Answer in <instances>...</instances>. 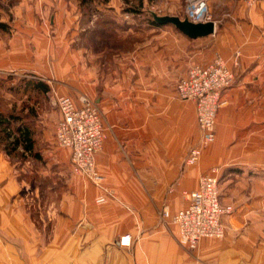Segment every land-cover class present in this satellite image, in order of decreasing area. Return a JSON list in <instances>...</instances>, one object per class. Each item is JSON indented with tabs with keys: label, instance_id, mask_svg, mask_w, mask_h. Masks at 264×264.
<instances>
[{
	"label": "crops",
	"instance_id": "0c3cea01",
	"mask_svg": "<svg viewBox=\"0 0 264 264\" xmlns=\"http://www.w3.org/2000/svg\"><path fill=\"white\" fill-rule=\"evenodd\" d=\"M229 2V10H208L214 32L207 36L190 38L170 23L141 24L132 49L117 56L120 71L107 76L101 96L89 84L108 127L96 168L114 194L98 205L96 186L72 184L59 213L47 218L53 226L43 245L30 215L6 210L2 193L10 187L12 165L0 145V250L2 240H14L9 247L26 254L28 264H264V207L258 200H222L234 207L224 217L223 238L201 239L193 252L180 244L172 222L186 203L182 192L197 188L201 173L214 163L206 151L196 165H183L195 108L177 98L178 78L191 64L219 54L241 80L225 91L227 101L240 89L264 91V0H228L227 7ZM8 43L6 50L0 41V73L32 70L31 51L17 56ZM77 87L85 92L82 83ZM219 125L217 137L224 135Z\"/></svg>",
	"mask_w": 264,
	"mask_h": 264
},
{
	"label": "rangeland",
	"instance_id": "374dc122",
	"mask_svg": "<svg viewBox=\"0 0 264 264\" xmlns=\"http://www.w3.org/2000/svg\"><path fill=\"white\" fill-rule=\"evenodd\" d=\"M187 2L90 0L82 3L79 0H0V23L4 24L0 25L2 46L7 50L8 41L11 40V44L17 48V56L25 50H30L33 63V69L29 71L0 73V113L8 122L7 130L2 129L3 125H0V145L12 165L13 176L9 189L4 190L2 194L7 197V211L17 212V209H21L31 216L35 229L41 232L42 245L48 241L53 226L52 221L47 218L59 213L60 200L66 201L72 195L71 185L96 186L89 178L75 170L70 161V149L59 146L55 140V127L60 114L52 103L51 94L68 96L76 105H80L78 98L83 95L92 100L101 113L104 142L108 127L104 112L95 97L104 92V87L109 81L107 76L111 71H120L117 56L121 51L132 49L137 40L139 26L154 20L152 13L161 16L178 11V17L183 19ZM226 2L228 0H206L208 10H229L231 2L228 7ZM113 10H120V15L112 13ZM209 15L212 19L210 11ZM217 56L224 60L221 55L215 54L205 64L193 63L178 80L186 75L191 66L207 65ZM224 62L228 66L225 60ZM129 67L134 68L132 64ZM131 74V79H136L134 69ZM239 81L240 78L234 75L231 84L221 91V104L212 130L214 140L202 148L201 155L194 164H186L185 159L190 148L197 145L201 139L196 121V104L192 100L180 99L176 93L179 100L191 102L195 108V124L189 136L191 142L183 165H196L206 151L210 152L209 156L214 163L201 173L198 185L203 175L213 174L218 178L220 201L235 204L258 200L260 203L257 205L264 207V91L249 93L246 89H240L227 101L225 91ZM79 82L85 92L77 90ZM37 83L46 84V91L35 87ZM89 84H94L96 95L91 93ZM223 108L225 116L222 119L219 118V112ZM22 124L31 132V152L24 149L20 142L15 147L12 144V139L19 136L16 128ZM218 124L224 131V135L220 137L216 134ZM225 124L227 127L223 128ZM228 126H232L231 129ZM7 132L10 133L8 137ZM101 148L95 155V162ZM102 186L113 196V190L105 186L104 177ZM96 187L101 194L102 189ZM190 192H182L186 203L181 208L187 205ZM107 196L106 202L111 197L109 194ZM15 201L20 207L15 205ZM178 240L188 252L196 250L185 248L179 238V231ZM14 242L10 239L2 240L0 264H15L16 261L19 264H28L26 254L9 247Z\"/></svg>",
	"mask_w": 264,
	"mask_h": 264
},
{
	"label": "built area",
	"instance_id": "2783aa9c",
	"mask_svg": "<svg viewBox=\"0 0 264 264\" xmlns=\"http://www.w3.org/2000/svg\"><path fill=\"white\" fill-rule=\"evenodd\" d=\"M187 1L185 18L193 23L211 21L206 0ZM233 79L232 71L217 56L207 65L191 66L177 81L175 90L178 97L196 104V121L201 132L199 143L191 147L186 156V164L197 162L202 148L214 140L212 130L221 104L220 94ZM51 97L60 114L55 140L59 146L70 149V161L75 170L102 189L95 201L103 204L110 191L102 186L103 177L98 173L95 162V155L105 137L100 110L84 95L78 98L80 105L68 96L52 93ZM232 211V205L220 201L217 176L206 174L199 179L198 188L189 193L187 205L174 214L173 222L178 226L179 238L185 248L194 250L201 239L224 236V217ZM122 239L120 243H124Z\"/></svg>",
	"mask_w": 264,
	"mask_h": 264
},
{
	"label": "water",
	"instance_id": "95a60500",
	"mask_svg": "<svg viewBox=\"0 0 264 264\" xmlns=\"http://www.w3.org/2000/svg\"><path fill=\"white\" fill-rule=\"evenodd\" d=\"M152 17L155 22L164 24L170 23L174 25L178 30H180L183 34L190 38H197L210 35L214 32V22L207 21V22H199L193 23L189 21L187 18L181 19L175 15H157L152 13Z\"/></svg>",
	"mask_w": 264,
	"mask_h": 264
},
{
	"label": "trees",
	"instance_id": "16d2710c",
	"mask_svg": "<svg viewBox=\"0 0 264 264\" xmlns=\"http://www.w3.org/2000/svg\"><path fill=\"white\" fill-rule=\"evenodd\" d=\"M79 1L82 3H85V2L90 1V0H79ZM152 23H155V21L152 20ZM0 25L2 26L4 24L0 23ZM35 85H36L35 87H38L43 91H46V89H47L46 84L37 83ZM7 124H8V122H7L6 118H4L3 115L0 113V125H3L2 129L7 130V128H6ZM16 131L18 132L19 136L12 139L13 147H15L16 144H18L20 142L23 145L24 149L31 152L33 149V139L31 137V132H30L29 128L22 124L21 126L19 125L16 128ZM9 134L10 133L7 132L6 137H8ZM8 139H10V138H8ZM9 144H10V142H9Z\"/></svg>",
	"mask_w": 264,
	"mask_h": 264
}]
</instances>
